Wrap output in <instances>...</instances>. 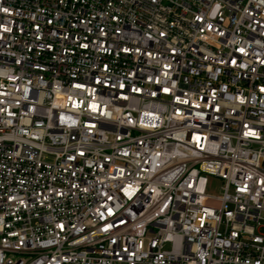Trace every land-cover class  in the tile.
Masks as SVG:
<instances>
[{"label":"built area","instance_id":"obj_1","mask_svg":"<svg viewBox=\"0 0 264 264\" xmlns=\"http://www.w3.org/2000/svg\"><path fill=\"white\" fill-rule=\"evenodd\" d=\"M263 231L264 0H0V264H264Z\"/></svg>","mask_w":264,"mask_h":264},{"label":"rangeland","instance_id":"obj_2","mask_svg":"<svg viewBox=\"0 0 264 264\" xmlns=\"http://www.w3.org/2000/svg\"><path fill=\"white\" fill-rule=\"evenodd\" d=\"M223 185V182L218 178H212L210 187L208 189L209 193L211 194H221V187ZM264 232V231H263Z\"/></svg>","mask_w":264,"mask_h":264},{"label":"snow or ice","instance_id":"obj_3","mask_svg":"<svg viewBox=\"0 0 264 264\" xmlns=\"http://www.w3.org/2000/svg\"><path fill=\"white\" fill-rule=\"evenodd\" d=\"M5 11H7V10L5 9Z\"/></svg>","mask_w":264,"mask_h":264}]
</instances>
